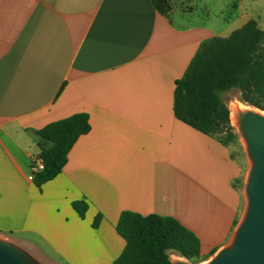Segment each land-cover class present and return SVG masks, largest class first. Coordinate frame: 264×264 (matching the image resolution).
I'll use <instances>...</instances> for the list:
<instances>
[{
	"label": "crops",
	"instance_id": "1",
	"mask_svg": "<svg viewBox=\"0 0 264 264\" xmlns=\"http://www.w3.org/2000/svg\"><path fill=\"white\" fill-rule=\"evenodd\" d=\"M223 1L219 32L181 0L168 15L151 0H0L1 236L71 264H112L125 246L117 222L131 211L177 219L203 258L231 243L247 207L242 164L174 113L201 43L248 22L258 0ZM77 113L91 130L38 187L28 180L37 131ZM75 201L88 203L85 218Z\"/></svg>",
	"mask_w": 264,
	"mask_h": 264
},
{
	"label": "trees",
	"instance_id": "2",
	"mask_svg": "<svg viewBox=\"0 0 264 264\" xmlns=\"http://www.w3.org/2000/svg\"><path fill=\"white\" fill-rule=\"evenodd\" d=\"M164 15L172 10V0H151ZM236 91L243 103L264 111V28L256 19L226 37L203 41L184 75L177 81L174 113L178 120L228 145L236 140L226 94ZM91 130L89 116L77 113L52 122L37 131V145L45 168L35 177L41 187L54 180L68 162L75 142ZM85 218L89 205L72 203ZM102 215L96 217L97 228ZM125 246L112 264H173L177 253L192 264L203 261L198 237L177 219L156 214L125 211L117 225Z\"/></svg>",
	"mask_w": 264,
	"mask_h": 264
},
{
	"label": "water",
	"instance_id": "3",
	"mask_svg": "<svg viewBox=\"0 0 264 264\" xmlns=\"http://www.w3.org/2000/svg\"><path fill=\"white\" fill-rule=\"evenodd\" d=\"M239 124L252 163L245 186L247 207L231 243L207 264H264V115L250 110L242 112ZM0 264L38 263L0 239ZM173 264L190 263L179 260Z\"/></svg>",
	"mask_w": 264,
	"mask_h": 264
},
{
	"label": "rangeland",
	"instance_id": "4",
	"mask_svg": "<svg viewBox=\"0 0 264 264\" xmlns=\"http://www.w3.org/2000/svg\"><path fill=\"white\" fill-rule=\"evenodd\" d=\"M181 2H183L182 5H184L185 8L188 6L194 7L193 13L195 15L196 21L200 23H205L206 21L207 25L215 27L219 32L224 30L225 27H227L228 23H226L222 17L223 13H226L227 11L226 3L223 0H181ZM248 7L250 8L249 12L253 15L251 19H257L259 21L260 26L264 28V0H258L257 2L251 1ZM242 25L243 24L241 22L238 23L236 22V24H234V26H232L230 30L226 31L224 35L225 36L230 35V33L233 30L238 29ZM225 98L230 109L231 124L234 128V133L236 134V140H234L230 144L233 148V152L235 153L236 157H238L239 161L242 164L243 167L242 181L244 180V182L246 183L252 163H251V159L249 158L246 141L241 133V130L238 127H236L232 122V118H231L232 106L234 104L240 105L242 103L244 106L245 105L246 107L248 106L250 111L252 110L262 111V110L254 108L246 103H243L239 98V93L236 91H231L227 93ZM246 199H247V195H246ZM0 239L18 247L28 257H30L33 261H35L38 264H71L68 261L63 260L62 258H58L56 256L51 255L47 251L45 252V250L41 251L37 248H34L32 244L26 245L20 243H13L10 241L8 237L1 235H0ZM180 257L181 256H179L177 253L170 254V258L173 262L185 259L183 257L181 258ZM210 260L211 258H203V261L196 264H207L208 262H210ZM184 261L190 263L186 259Z\"/></svg>",
	"mask_w": 264,
	"mask_h": 264
},
{
	"label": "bare ground",
	"instance_id": "5",
	"mask_svg": "<svg viewBox=\"0 0 264 264\" xmlns=\"http://www.w3.org/2000/svg\"><path fill=\"white\" fill-rule=\"evenodd\" d=\"M240 104V103H239ZM245 111H249V107L246 105L244 106L242 103L240 105L238 104H234L232 106V114H231V118H232V122L233 124L238 127L240 129V124H239V114L240 112H245ZM253 111V110H252ZM257 113L264 115V111H256ZM177 256V255H176ZM181 258V257H180ZM185 260V259H184ZM179 261V260H178Z\"/></svg>",
	"mask_w": 264,
	"mask_h": 264
},
{
	"label": "built area",
	"instance_id": "6",
	"mask_svg": "<svg viewBox=\"0 0 264 264\" xmlns=\"http://www.w3.org/2000/svg\"><path fill=\"white\" fill-rule=\"evenodd\" d=\"M45 168V164H44V161H43V158L41 157L40 154H38L35 158H34V162H33V165H32V168H31V171L28 175V180L29 181H34L35 180V177L36 175L43 171Z\"/></svg>",
	"mask_w": 264,
	"mask_h": 264
}]
</instances>
